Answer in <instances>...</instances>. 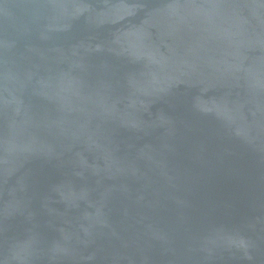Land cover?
Wrapping results in <instances>:
<instances>
[{"label": "water", "instance_id": "water-1", "mask_svg": "<svg viewBox=\"0 0 264 264\" xmlns=\"http://www.w3.org/2000/svg\"><path fill=\"white\" fill-rule=\"evenodd\" d=\"M0 264H264V0H0Z\"/></svg>", "mask_w": 264, "mask_h": 264}]
</instances>
